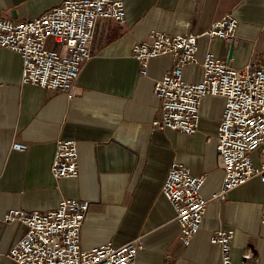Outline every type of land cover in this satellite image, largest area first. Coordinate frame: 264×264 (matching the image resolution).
I'll return each instance as SVG.
<instances>
[{
	"label": "crops",
	"instance_id": "crops-1",
	"mask_svg": "<svg viewBox=\"0 0 264 264\" xmlns=\"http://www.w3.org/2000/svg\"><path fill=\"white\" fill-rule=\"evenodd\" d=\"M62 1L0 0V18L38 17ZM122 1V23L97 20L92 57L82 65L72 97L21 83L20 55L0 49V264H13L6 253L23 230L16 221H2V215L10 209L48 211L64 198L89 201L79 236L82 248L105 242L119 246L140 237L135 264H218V246L209 237L217 229H231L232 264H264V185L257 176L229 191L224 201L209 199L198 232L187 246L179 243L174 212L160 185L176 162L191 175L205 176L203 197L219 188L222 170L214 137L224 99H202L195 133L156 129L152 121L160 104L153 83L174 62L159 56L143 68L132 56L133 45L152 31L194 32L200 34L198 61L212 52L220 59L231 57L236 68L264 66V0ZM228 14L238 22L235 42L209 41L202 33ZM183 76L199 81L200 66L184 67ZM58 139L77 142L74 177L55 180L49 173ZM12 142L27 149L13 150ZM251 161L258 166L259 149Z\"/></svg>",
	"mask_w": 264,
	"mask_h": 264
},
{
	"label": "built area",
	"instance_id": "built-area-1",
	"mask_svg": "<svg viewBox=\"0 0 264 264\" xmlns=\"http://www.w3.org/2000/svg\"><path fill=\"white\" fill-rule=\"evenodd\" d=\"M125 17L122 0H64L38 17L23 21L0 18V49L20 55V81L66 93L72 97L74 84L84 63L92 57V40L100 18L122 23ZM238 22L231 15L213 21L202 33L209 41L221 38L235 42ZM264 28V26H263ZM194 32L170 34L152 31L133 45L132 56L145 68L159 56L168 55L174 65L153 83L159 100V117L152 121L156 129L170 128L186 134L198 131L200 105L206 96L224 99L222 117L217 126L215 152L222 170L219 188L209 198L201 195L204 175H191L181 164L172 162L160 185L178 226V241L187 246L201 227L207 201H224L229 191L253 176L264 185V66L231 65V57L220 59L206 52L196 58ZM57 46L59 48H57ZM198 64L201 78L190 82L183 76L184 67ZM146 75L145 70L142 71ZM209 140L210 137H207ZM10 148L25 151L27 145L12 142ZM260 150L261 161L253 167L251 153ZM77 142L58 139L49 173L55 180L76 175ZM89 205L88 200L61 199L51 210L26 212L10 209L2 221H16L22 234L8 249L6 257L13 264H135L142 248L140 237L119 246L108 242L89 248L79 244L80 230ZM264 225V216L260 218ZM231 229H217L209 242L218 246V264H232Z\"/></svg>",
	"mask_w": 264,
	"mask_h": 264
}]
</instances>
